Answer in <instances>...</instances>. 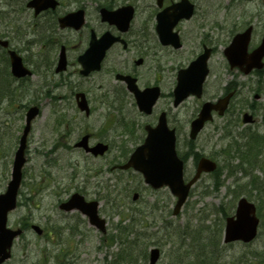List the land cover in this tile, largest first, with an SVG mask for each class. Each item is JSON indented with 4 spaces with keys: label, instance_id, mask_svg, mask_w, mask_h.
I'll list each match as a JSON object with an SVG mask.
<instances>
[{
    "label": "rangeland",
    "instance_id": "1",
    "mask_svg": "<svg viewBox=\"0 0 264 264\" xmlns=\"http://www.w3.org/2000/svg\"><path fill=\"white\" fill-rule=\"evenodd\" d=\"M90 1L88 10L92 14L89 22L96 29L102 30L105 26L97 17L96 10L100 2ZM104 1L115 2H101ZM10 2L11 0H0V31L6 34L13 30L16 23L21 25L11 33L13 44H19L23 48L22 54H29L25 42L17 32L21 31L24 39L29 36L36 38L31 35L33 25L30 22L33 15L14 12L19 3L15 0H12V4ZM133 2L138 9L135 27L145 31L147 42L143 44L144 52L136 48L134 50L138 51L131 53L136 54V58L145 54L147 56L144 65L136 67L141 83L152 84L160 79L157 83L161 85L164 97L156 106L157 109L164 108L168 103L171 107L173 97L170 94L176 85L177 69L188 65L194 59L205 34L213 35L208 43L217 50L210 60L211 75L206 82L205 97H191L173 110L174 113L178 111L179 124L186 128L179 139L178 149H183L190 156L187 165L188 177L194 172V159L198 151L220 160V172L212 176L203 175L194 185L188 204L179 215L174 216V197L169 191H143L142 179L135 172L121 174L110 171L109 166L120 156L118 142L100 159L87 156L74 148L73 152L61 149L59 153L51 146L57 141L63 145H72L87 130L93 133V141H114L118 132L111 125L115 121L114 125L118 126L116 120H120L122 115L121 112L118 114L113 111L114 116L110 114L108 117L111 113L108 105L95 103L90 98L92 110L95 112L86 117L85 113L77 110L74 91L66 92V86L60 88V76L53 73L51 79L58 82H51L49 75H46L45 84H53L57 93L63 94L65 98L62 101L57 97L53 102H47V94L41 89L42 75L37 73L30 78L31 91L36 89L39 95L43 94L40 102H44V105L42 114L33 123L29 137L26 155L28 160L23 168L24 182L19 199L22 203L11 213L9 221L13 228L20 223L28 228L23 237L16 240L12 259L5 264H150L149 256L146 259L145 253L152 246L163 249L158 264H264V142L255 152L258 160L255 165L245 155L239 154V148L240 151L248 150L247 143L243 142L250 132L264 135V73L261 76L254 73L244 75L241 71L230 70L223 54V46L230 40V33L249 20H254L257 25L252 45L260 40L264 32V0H196V15L179 26L184 40L180 49L162 46L157 40L154 8L156 0ZM68 5L67 1L63 3L61 10L69 9ZM5 12H8L11 27L6 26L9 19ZM40 49L41 46L36 45L29 51L37 54ZM163 55L166 59H163ZM35 58L40 61L36 55ZM129 64L133 65L131 62ZM232 83L236 84L240 94L231 103V108L224 115L215 114V119L199 134L196 143L189 142V121L194 118L202 102L219 98L225 87ZM65 107L67 118L75 115L76 124H70L68 120L57 123ZM123 109L129 119L137 120L141 124L148 120L139 112L132 99L125 101ZM5 111H0V193L6 189L10 180V161L19 143L26 114L24 111L13 114L11 108L8 112ZM244 112L254 114V123L243 122ZM128 146L131 147L130 144ZM47 150L54 154H47ZM225 153L230 154L231 165L234 164L236 169L239 160L235 158L238 155L245 157L247 161L240 166L242 170L246 167L248 170H243L244 173L238 170L232 175L226 168L228 162ZM99 167H102L101 174L93 176ZM71 173L80 178V183L76 186L70 184ZM86 177L90 180L89 184H85ZM80 188L88 199L102 200L99 210L109 221L107 233L91 225L87 217L79 212L66 213L59 209L60 200L66 199L70 193ZM135 191L144 192L141 196L144 198L141 203L139 201V204L132 205ZM240 196H247L260 203L263 226L259 238L253 243L224 244V212L233 214ZM36 223L46 231L52 230L50 233L53 242L34 232L32 225ZM59 241V245L53 244ZM134 242L138 243L131 247Z\"/></svg>",
    "mask_w": 264,
    "mask_h": 264
},
{
    "label": "water",
    "instance_id": "2",
    "mask_svg": "<svg viewBox=\"0 0 264 264\" xmlns=\"http://www.w3.org/2000/svg\"><path fill=\"white\" fill-rule=\"evenodd\" d=\"M176 12L171 16H160V23L158 25V30L165 32L163 36L166 41H170L179 45L178 40L173 38L171 33L172 27L182 18V16L189 17L192 13V6L189 5L186 1L176 4ZM161 13L160 15L164 14ZM252 27H249L245 32L239 33L235 36L232 44L228 47L226 54L231 60L232 65L241 66L245 72H250L251 68L257 66L262 67V57L264 56V40L261 43V46L256 49L251 54H248V44L250 42ZM169 39V40H168ZM207 54L200 56L191 64V66L183 71H181V80L179 86L175 90L176 102L181 101L186 98L190 92H199L201 87V82L205 79L207 75L206 61ZM13 70L18 74L19 61L13 55ZM150 91V90H148ZM157 92L151 91L148 92L149 97L143 96L140 102V107L146 110L150 109V106L157 98ZM230 95L219 100L217 104H212L208 102L205 104L200 116L197 120L192 123V136H195L200 130L203 122L210 117V112L213 108H217L222 113L225 108L228 106ZM36 109L32 110L34 113ZM31 113V115H32ZM245 120H251V117L246 115ZM25 137L22 139L24 143ZM22 148L17 153V159L14 165V173L12 182L9 185L6 194L0 196V255L2 259L9 255L6 251L8 246H10L14 235L19 233L17 231H11L5 225L7 220V211L13 209L16 205L15 200L17 196V189L21 183L22 176V165L25 162L23 158ZM104 149H99L98 151H103ZM97 152V151H95ZM135 166L137 169L143 172L146 176V181L154 185L155 187L161 186L163 184H169L172 187L173 192L179 196V201L177 208L180 207V204L184 202L187 197L188 188L190 185L183 184L182 180V162L178 159L175 151V140H174V131L167 128L166 122L162 121L155 130L150 133L149 137L146 139L144 146L139 147L136 151L133 152V156L129 163L125 167ZM214 168V163H210L205 159L201 160L198 172L200 174L201 170H211ZM191 183V182H190ZM68 204V208L78 206L82 211L87 213L90 216V219L103 228L105 221L101 220L98 216L97 205L98 202L86 203L82 200L81 197H73ZM239 207L237 210V218L231 217L228 220V229L227 237L229 240H234L237 238H242L245 241L252 239L256 233L258 220L256 219L255 214V204L250 203L247 199L243 198L239 201ZM151 263L155 264V261L159 257V252L157 250L152 251Z\"/></svg>",
    "mask_w": 264,
    "mask_h": 264
},
{
    "label": "flooded vegetation",
    "instance_id": "3",
    "mask_svg": "<svg viewBox=\"0 0 264 264\" xmlns=\"http://www.w3.org/2000/svg\"><path fill=\"white\" fill-rule=\"evenodd\" d=\"M58 4L56 9L60 8L63 3L66 1L64 0H58ZM173 0H169L164 3L165 5H170ZM27 0H25V3ZM68 6L70 7L67 10H61L60 13L55 12L56 9L49 8V10L45 12H40L38 15H34L33 9L28 7L27 3L24 8V12L28 13L29 15H33L32 21L37 19L36 21H41L42 19H46L49 14H54V17L56 19H59L61 16L68 14L71 12V10H77V9H84L85 11L88 10V7L90 6L89 3H91L90 0L78 2L77 0H71L67 1ZM110 6L113 4L108 1ZM134 9H136L135 4L133 5ZM111 8V7H108ZM88 12V11H87ZM136 16H137V9L134 15L133 21L131 22L130 26L125 31L118 32L115 28L110 29L111 32H113L115 35H120L121 38L115 42V44L106 51V56L104 60L102 61V69L101 71H104L105 73L103 76H107L112 74L111 70L115 68L116 63H120L125 68H129V60L131 58L130 52H135L139 49V47L142 48V51L144 52V46L141 42L145 39V31L142 28H134L133 25L136 22ZM53 19V18H52ZM55 19V20H56ZM47 32L50 34V32H53V34H46L43 35V30L40 31V37L35 39L34 41H29L31 50L34 48V46L39 45L41 46V49L39 50V53L35 54L29 51V54H27V60L26 65L31 69H33L34 72H37L39 75L44 74L49 75V79L52 81H56L55 79H51V75L56 74L60 76V84L61 87L66 86V92L68 91H74L73 96L74 100L77 99V95L80 91L83 90L84 87L81 86L83 84L84 79H89L91 76L98 75L99 73H91L89 75L82 76L81 72L84 70L82 57L88 50V48L91 46V41L94 36L101 37L105 34V31L108 29L105 28V30H96L95 26L91 25L89 21H87L86 25L83 26L82 29H76L73 26H66L62 27L58 20L51 21L49 20L47 23ZM106 24V23H105ZM102 28V27H101ZM203 46H206L205 44ZM29 50V49H28ZM38 57L40 61L35 58ZM143 58V57H141ZM144 60V58H143ZM134 68V67H133ZM133 75L138 77L140 81V75L138 74V71L135 72L134 70L131 71ZM72 76V77H71ZM71 77V78H69ZM101 82L97 83V85H94L93 83H89L88 85V91H86L87 97L91 94H97L98 92H102V89L108 90V88L111 89H117V82L114 84L113 79L110 77L99 79ZM93 82V80H92ZM91 84L93 85L91 87ZM54 85L51 83L45 84V90L48 98H53L55 96V89ZM60 87V88H61ZM91 87V88H89ZM113 87V88H112ZM92 88L98 89L97 91ZM115 91V90H114ZM113 91V93H114ZM41 96H39L37 99L39 100ZM65 98V96H62ZM177 128V127H176Z\"/></svg>",
    "mask_w": 264,
    "mask_h": 264
},
{
    "label": "bare ground",
    "instance_id": "4",
    "mask_svg": "<svg viewBox=\"0 0 264 264\" xmlns=\"http://www.w3.org/2000/svg\"><path fill=\"white\" fill-rule=\"evenodd\" d=\"M135 3L133 2V0H115V2L110 6L111 8H108L107 10H112V11H115V10H125L126 8H129V7H131V6H133ZM19 6V5H18ZM54 9H56V6L54 7ZM21 11V8H20V6L19 7H16V12L18 13V12H20ZM45 11H47V9H43L42 10V12H45ZM88 11V12H87ZM87 11H85L84 9H82V11H80V13H79V15H78V17H77V19H76V21L77 22H80L81 23V25L82 26H85L86 25V23H87V21H89V19H90V16H91V14H92V12L91 11H89V10H87ZM41 12V13H42ZM55 12H57V13H60V11H59V9L57 8L56 9V11ZM1 13H3V12H1ZM155 13H156V10H155ZM53 15H55V13L54 14H49V16L46 18V19H42L41 21H36L37 19H35V20H33V21H31L30 22V24H32L33 25V29H39V28H43V29H45L46 28V23L49 21V20H51V21H56V20H58V19H56V17H54ZM63 16H65V15H63ZM66 17V16H65ZM53 18V19H52ZM56 19V20H55ZM62 23H64V21L60 18L59 19ZM59 21V22H60ZM73 21H75V20H73ZM249 23H255L254 22V20H249L248 22H246V24H249ZM29 24V23H28ZM213 39V35H210L209 33L208 34H205V36H203L202 38H201V40H202V42L204 43V44H206V42H210L211 40ZM163 59H166L165 57H164V55H163ZM208 80V79H207ZM84 85L85 84H81V86L82 87H84ZM236 91V89L235 88H232V92H235ZM106 91H104L103 93H105ZM119 92L122 94V95H129V92L128 91H126V90H119ZM105 94H107V92L105 93ZM95 98H97V97H99V94H94L93 95ZM32 101L33 102H35L37 105H39V102H38V99H37V97H36V95L35 94H33V96H32ZM65 110H66V107H65ZM67 111V110H66ZM64 116V113H62L61 114V116H60V118L61 117H63ZM57 123H59V120H57ZM118 139V138H117ZM118 140H120V139H118ZM47 154H51V150H47V151H45ZM38 160V162L40 161L39 159H37Z\"/></svg>",
    "mask_w": 264,
    "mask_h": 264
}]
</instances>
